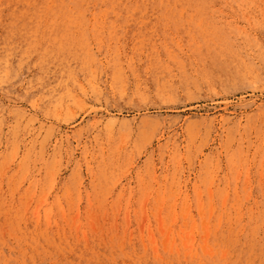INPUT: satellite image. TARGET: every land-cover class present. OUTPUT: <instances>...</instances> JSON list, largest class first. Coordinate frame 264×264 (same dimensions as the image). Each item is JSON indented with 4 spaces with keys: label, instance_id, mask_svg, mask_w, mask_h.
Listing matches in <instances>:
<instances>
[{
    "label": "rangeland",
    "instance_id": "rangeland-1",
    "mask_svg": "<svg viewBox=\"0 0 264 264\" xmlns=\"http://www.w3.org/2000/svg\"><path fill=\"white\" fill-rule=\"evenodd\" d=\"M46 1L0 0V264H264V0Z\"/></svg>",
    "mask_w": 264,
    "mask_h": 264
},
{
    "label": "bare ground",
    "instance_id": "bare-ground-1",
    "mask_svg": "<svg viewBox=\"0 0 264 264\" xmlns=\"http://www.w3.org/2000/svg\"><path fill=\"white\" fill-rule=\"evenodd\" d=\"M187 0H47L44 8L59 11H75L81 14L76 20L77 23L90 22L89 16L99 15L105 12L106 19L98 18L96 22H108L117 20L114 18L121 11L129 10H149V9H168L180 5L185 6Z\"/></svg>",
    "mask_w": 264,
    "mask_h": 264
}]
</instances>
